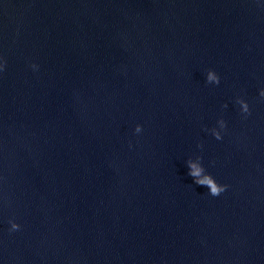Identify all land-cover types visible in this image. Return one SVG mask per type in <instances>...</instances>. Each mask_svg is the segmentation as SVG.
Returning <instances> with one entry per match:
<instances>
[{"label":"water","instance_id":"water-1","mask_svg":"<svg viewBox=\"0 0 264 264\" xmlns=\"http://www.w3.org/2000/svg\"><path fill=\"white\" fill-rule=\"evenodd\" d=\"M0 58V264H264V0H0Z\"/></svg>","mask_w":264,"mask_h":264},{"label":"clouds","instance_id":"clouds-1","mask_svg":"<svg viewBox=\"0 0 264 264\" xmlns=\"http://www.w3.org/2000/svg\"><path fill=\"white\" fill-rule=\"evenodd\" d=\"M5 67V61L0 58V71H3ZM30 67L35 70L37 69V65L32 64ZM206 83H210L213 85H218L220 82L219 76L211 69H209L206 73ZM259 97L264 100V88L259 90ZM235 103L239 105L240 112L243 114V116L246 118L248 115L251 114L249 105L248 103L240 98L237 97L235 100ZM222 107H226V105H222ZM217 124L219 126V130L216 127H213L211 129H207V131L211 132V135L216 139V140H221L222 135H221V130H224L226 128V122L223 119L217 120ZM142 131L141 125L137 124L134 128V132L139 134ZM129 147H131V144H129ZM197 147H202L200 144L197 145ZM186 165L188 168V175H190L194 182L197 185L201 186H206L208 189V193L213 196H219L221 193H223L227 189V185L224 184H219L217 181L210 175L208 174L204 167L201 164V157L197 155L195 159H188L186 161ZM8 224L10 225L9 227V232H14L20 230V225L16 223L14 220L9 219Z\"/></svg>","mask_w":264,"mask_h":264}]
</instances>
